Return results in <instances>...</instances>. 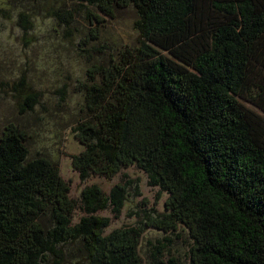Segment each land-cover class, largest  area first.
<instances>
[{
  "label": "trees",
  "instance_id": "trees-1",
  "mask_svg": "<svg viewBox=\"0 0 264 264\" xmlns=\"http://www.w3.org/2000/svg\"><path fill=\"white\" fill-rule=\"evenodd\" d=\"M60 1L6 3L51 7V18L75 24L77 11ZM78 1L111 20L133 10L137 38L113 49L91 29L81 41L95 53L78 88L73 131L83 150L72 166L83 182L135 166L168 194L165 211L108 232L111 219L98 214L123 213L126 185L109 193L88 185L72 199L58 165L30 155L28 132L9 122L0 138V264H145L147 228L166 235L147 244L156 260L187 234L190 264H264V0ZM92 15L90 27L105 23ZM38 97L26 96L30 110Z\"/></svg>",
  "mask_w": 264,
  "mask_h": 264
},
{
  "label": "rangeland",
  "instance_id": "rangeland-1",
  "mask_svg": "<svg viewBox=\"0 0 264 264\" xmlns=\"http://www.w3.org/2000/svg\"><path fill=\"white\" fill-rule=\"evenodd\" d=\"M6 2L0 0V138L9 122L20 125L31 137L30 155L42 154L54 161L61 176L70 183L71 198L76 201L81 199L88 185L100 186L106 193L118 184L126 185L131 195L123 213L117 218L111 210L98 214L111 219L108 232L123 227H143L142 224L147 223L145 212L151 210L162 215L168 194L150 185L147 175L137 167L125 169L112 180L92 177L83 182L72 166V158L83 150L73 131L76 126L73 114L83 106L78 88L80 83L89 80L87 70L92 63L88 65V57L95 53L88 54L81 41L87 40L92 29L102 43L111 42L113 49L119 40L132 46L137 38L133 30L134 11H121L116 20H111L78 0H62L61 5L77 11L76 23L67 25L51 18L48 13L51 7H42L46 10L40 12L32 11L29 3L9 6ZM92 14L100 16L98 18L105 23L90 27L95 18ZM102 51L109 54L107 50ZM32 93H38L39 97L30 110L31 104L25 98ZM62 95L66 98L62 99ZM67 97H70L68 101ZM137 191L138 197H135ZM83 216L78 211L75 222ZM142 235L145 264H170L168 259L173 255L178 264L191 263L187 234L168 247V254L158 260L148 256L151 249L147 244L158 239L164 241L166 235L149 228Z\"/></svg>",
  "mask_w": 264,
  "mask_h": 264
}]
</instances>
